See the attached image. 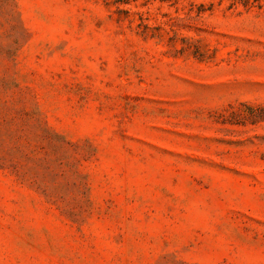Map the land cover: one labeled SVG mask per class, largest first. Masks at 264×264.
Segmentation results:
<instances>
[{"label":"rangeland","instance_id":"1","mask_svg":"<svg viewBox=\"0 0 264 264\" xmlns=\"http://www.w3.org/2000/svg\"><path fill=\"white\" fill-rule=\"evenodd\" d=\"M0 264H264V0H0Z\"/></svg>","mask_w":264,"mask_h":264}]
</instances>
